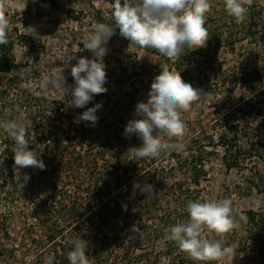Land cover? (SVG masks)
<instances>
[{"label": "rangeland", "instance_id": "1", "mask_svg": "<svg viewBox=\"0 0 264 264\" xmlns=\"http://www.w3.org/2000/svg\"><path fill=\"white\" fill-rule=\"evenodd\" d=\"M58 1L59 8L56 10L48 9L44 2H34L28 11L23 0H3V12L9 21V32L14 34V31H17L19 35H27L29 38L22 41L18 38L14 44L15 61L21 68L30 69L29 74L22 78L18 75L19 71L13 74L21 78V88L26 92L21 97L32 105L36 103L33 98H39L41 102L62 103L59 114L55 113L51 106L47 110V117L51 129L48 134H57L64 143L58 150L53 151L61 167L58 168L61 180L55 191L57 199L56 202L51 200L43 206V217H38L36 213L42 205L22 197L29 187L26 180L18 181L24 169L14 168V181L9 184L8 189L17 197L7 205L14 213L10 219V237L4 240L7 250L0 264H45V259L51 256L53 249L68 244V238L77 231L84 233L88 240L93 238V231L87 225L88 219L83 217L76 224L74 231H64L62 236L58 237L57 243L51 245L46 233H55L56 229L64 227V222L68 220L66 215H63L66 219L60 218L56 210L58 203L68 205L75 202L78 205L84 203L94 206L99 204L101 198L107 205L121 202L125 198L131 202L140 199L143 203H150L154 201V197L155 202L149 217L143 215L139 220L130 219L128 222L131 227L138 225L137 230L145 239L144 242L135 250L127 245L115 248L114 252L112 251L113 259H126L133 264H166L167 257L163 246L165 236L163 238L161 235L170 225L188 219L187 201L227 197L232 200L233 215L238 221V227L224 234L222 242L231 245L236 255L233 260L212 261L207 264H254L260 248L264 247V162L254 156L245 161L240 169L227 170L222 161L223 149L217 141L222 134V114L227 109L242 106L245 100L255 95L254 92L244 89L240 83L235 84L238 75L242 71L250 72L257 68L264 79V27L252 30L251 36H248L244 27L231 28L232 17L227 14L223 0H211L212 8L207 14L206 24L212 29L222 30V43L218 51L214 52L208 39L205 47L194 51L197 52V63L205 61L200 66L201 69L195 72H198L200 78L204 77L201 79L204 85L199 89L207 95L198 106L194 105L190 111L182 114L186 133L173 142L180 143L183 147L166 152L156 159L137 160L128 150L133 146L139 147L142 141L135 135L125 137V126L130 120L138 118L135 106L138 102L147 101L151 83L160 73L161 67L167 64L169 70L178 71L180 68H176V65L184 66L179 65L177 60H169L164 56L159 58L150 48L129 46L130 42L119 34L117 28L106 45L107 54L103 58L107 76L104 86L107 92L95 95L84 108L71 107V88L75 85L71 66L79 57L93 58L92 53L84 48L83 38L85 34L92 32L97 16L107 17L109 6L102 0H94V10L86 8L87 11L80 21L71 22L66 18L64 9L70 5L77 7V4H71L69 0ZM85 5L84 2L83 6L86 7ZM251 6L256 8L257 13L260 11V14L264 15V0H253ZM247 21L246 18L244 22ZM228 31L237 39L247 34L245 40H238L233 50L224 42ZM196 67L192 70H196ZM62 70L65 88L57 89L54 84L41 87L45 75L51 76L54 72ZM132 85L137 87L142 99L129 107L119 105L121 122L115 125L109 123L107 120L110 118L112 105L127 99L133 93ZM261 89L264 90V80ZM14 98L15 96L12 97ZM241 99L243 101H240ZM91 103L102 104L96 113L98 122L95 126L80 119V115ZM12 104L16 107L12 115L18 114L15 120L24 127L28 126V119L30 120L35 107L31 106L29 110L24 108V104ZM81 127L87 132L84 133ZM253 137L264 140V117L258 114H252L248 118V124L241 128L239 141L244 149H247L246 144L253 140ZM197 142L198 144H193ZM199 144L204 147V171L195 184V180L187 171L179 170L176 157L188 156L189 146ZM120 171L125 173L127 182L117 186L116 179ZM96 184L100 185L99 191L102 187L105 190L101 198L97 195L89 196L97 187ZM134 184H139L140 188L151 185V194L134 188ZM33 191L32 188L31 192ZM36 191L38 192V189ZM99 191L97 193H100ZM43 192L45 187L39 191L40 195H43ZM247 211L256 213V220L252 225L246 220ZM241 214L245 219H240ZM42 223L45 227L51 226L53 230L43 233ZM141 229L145 230L146 234H141ZM202 235L207 239H221L207 229ZM33 241H37V244L34 245ZM88 243L90 244L87 254L91 255L93 245L91 241ZM186 261H190V264H205L193 261L188 255ZM255 264H264V261Z\"/></svg>", "mask_w": 264, "mask_h": 264}, {"label": "clouds", "instance_id": "2", "mask_svg": "<svg viewBox=\"0 0 264 264\" xmlns=\"http://www.w3.org/2000/svg\"><path fill=\"white\" fill-rule=\"evenodd\" d=\"M225 10L236 23L246 20L253 0H223ZM211 0H114L112 4V23L97 22L92 32L85 34L83 46L92 53L93 58H77L71 66V76L75 85L71 88L70 106L84 108L93 97L107 92L106 65L103 62L107 54L106 45L119 29V34L130 44L143 49H154L169 60L179 59L185 49L195 51L206 46L209 32L206 25L207 14L211 11ZM9 21L3 12V0H0V45L8 44ZM30 69L21 68L18 75L22 78ZM54 84L57 89L65 88L63 70L45 75L41 87ZM207 93L194 87L183 79L180 71L169 70L167 64L151 83L146 102L135 106L136 117L130 120L124 129L125 137L135 135L142 144L128 151L134 159H156L162 154L179 150L180 143L173 142L186 133V124L182 114L192 109L204 99ZM102 104L87 108L80 115L82 121L95 126L96 115ZM0 129L13 141V159L17 170L34 167L44 170L46 165L39 153L29 147L26 128L17 120L0 121ZM24 179L29 177L25 174ZM134 188H140L134 184ZM141 192H152L151 185L140 188ZM188 219L170 225L165 229V239L174 242L180 251L193 261L220 262L232 259L236 255L231 245L222 242L224 234L238 227L233 215L231 198L189 200L186 204ZM240 219L245 217L241 214ZM207 229L221 239H207L202 233ZM69 264H92L88 256V241L76 238L70 241ZM49 256L45 264H53Z\"/></svg>", "mask_w": 264, "mask_h": 264}, {"label": "trees", "instance_id": "3", "mask_svg": "<svg viewBox=\"0 0 264 264\" xmlns=\"http://www.w3.org/2000/svg\"><path fill=\"white\" fill-rule=\"evenodd\" d=\"M23 1L28 11H30L34 2H44L47 4V8L51 10L59 8L58 0ZM102 1L109 6L107 17L103 16L100 17V19L97 16L94 21L95 23L102 22L110 24L112 22L111 13L114 0ZM69 2H71V4L72 2H75L77 4V7L70 5L67 9H64L66 18L71 22L80 21L82 15H84L87 11L86 8L94 10V0H69ZM84 2L86 7L83 6ZM255 9L256 8L253 6L249 7L247 22L238 24L233 18H231V28L243 29L244 27L248 36L253 35L252 30H257L260 27L263 28L264 15H261L260 11L257 13ZM254 12H256V14H254ZM98 14H100L99 11ZM105 18H107V20ZM205 26L209 32V44L212 45L213 51L216 52L222 43V30L212 29V27H208L207 24ZM247 34L241 37V39H237L233 38L230 31H228V36H225L224 42H226L227 46L233 50L238 40H245V36ZM18 38L21 41L29 40L27 35H19L17 31H14L13 34L8 31V44L0 45V121L15 120V117L18 116V114L12 115L16 108L15 105L12 104L14 102H18L20 106L25 105L24 108L29 110L31 106L35 107L34 111L31 112L30 120L28 119L30 124L25 128L27 130L29 147L39 153L40 159L43 160L46 168L44 170L34 167L23 168L24 172L20 174L19 178L21 179H18V181L25 180V174L29 177V179L26 180V184H28L29 187L25 190L22 197L28 201H35L39 205H42L36 210L37 216L41 218L45 214L43 206L51 200L56 202L57 199L55 197V191L59 180H61L58 170V168L61 167L59 159L58 157H54L53 151L58 150L64 143L61 137L57 134H48L51 129L49 127L50 120L47 117V110L52 106L55 113L59 114L62 108V103L59 101H53L52 103H48L47 101L41 102L39 98H33V101L36 103L32 105L27 99L21 97L22 94L26 93L24 89L22 90L21 88V78L13 75L21 69L20 65H18L14 59V44ZM34 44L36 45V43ZM151 51L159 58L163 57L156 50L151 49ZM196 54L197 52L194 53V51L185 49V54L179 59H176L177 63L184 67L176 65V68H180L177 70L180 71L184 80L190 82L194 87L199 89L204 85L203 80H201L204 77L200 78L197 74L198 72L195 71L200 70V66L204 64L205 61L201 60L200 63H197V59L195 58ZM211 60H213V58ZM195 66H197V69L193 71L192 68ZM150 74V76H152V73ZM263 80V76L257 68H253L250 72L242 71L235 79V84L240 83L244 89L248 92H254L255 95L245 100L242 103V106L237 105L231 109H227L226 112L222 114V134L219 136L217 144H219V146L223 149L224 153L222 161L227 170L232 168L240 169L245 161H248L254 156L264 162V140L253 137V140L247 142V149H244L239 141L241 128H244V125L248 124V118L252 114H258V116L264 117V90L261 89ZM136 88L132 85L133 93L127 99L125 98L124 101L114 103V105H112L111 115L107 120L109 123L115 125L121 122L122 114L118 110L119 105L129 107L137 100L142 99V96ZM13 96H15L14 99H12ZM29 100L32 101V99ZM240 101L243 100L241 99ZM106 105L108 107L110 106L108 102ZM89 106L93 107L94 103H91ZM81 128L84 130V133L87 132L84 127ZM54 132L56 131L54 130ZM193 144H198V142ZM112 148L114 149V147ZM203 148L204 147L201 144L197 146H189L188 156L176 157V164L179 170L187 171L191 178L195 180V184L197 183L196 179H198L204 171V161L202 157ZM13 156V141L7 136L3 129H0V209H2L0 210V260L5 257L7 247L4 240L10 237V219L14 213V211L12 209L10 210L7 205L12 203L17 197L12 190L8 189L9 184L14 181V168L16 166L14 165ZM107 180H109V177ZM125 182H127L125 173L123 174L120 171L116 179V184L117 186H120ZM14 183L16 184V182ZM96 186L97 187L94 190L95 192L92 191L89 196L94 197L97 195L99 198L103 197L105 190L102 189V187L99 191L98 187L100 185L96 184ZM43 187H45V192H43V195H40L39 191L43 189ZM32 188L34 189L33 192H31ZM36 189H38V192ZM98 191L100 193H97ZM136 200L138 201L131 202L125 198L121 202H116L113 205H107V203L101 198L99 204L94 206L91 204L85 205L84 203L78 205L75 202L68 205L58 203V208H56V210L59 213L60 218L66 219L63 216L66 215L68 220L64 222V227H58L55 233H46L48 241H50L51 245H55L57 243L58 237H61L64 231H74L76 224H78L83 217L88 219L87 225L93 231V238L88 240L84 233L77 231L70 238H68L66 241L68 244H62L61 246L53 249L51 252V257L54 258L53 264H69L67 255L71 250L70 241L76 238H82L86 241L92 242L93 248L90 251L91 255H88L91 257L90 259H92V264H133L130 260L126 259H113V252L115 248L122 245H127L129 248H133L134 250L138 249L141 246L140 243L145 240L139 234V230H137L138 225L131 227L128 222L130 219L139 220V218L143 215L149 217V214L152 213L151 208L154 205L153 202H155V197L154 201L152 200L150 203H143L140 199ZM15 202L16 201H14V203ZM245 216L248 224L252 225L256 220V213L253 211H247ZM42 228L43 233L53 230L51 226L48 227L46 225L45 227L44 224ZM143 229L140 230V233L142 232L141 234H146V231ZM161 236L164 238L165 233ZM33 243L35 245L37 244V241H33ZM163 246L165 251L164 253L167 257L166 264H190V261H186L187 254L180 251L174 242L168 240L166 241L165 239ZM112 247L113 249H111ZM260 249L261 251L258 252L257 259L253 262L254 264L262 263L264 261V247H261ZM43 250L44 248L41 251ZM149 264L153 263L150 262Z\"/></svg>", "mask_w": 264, "mask_h": 264}]
</instances>
